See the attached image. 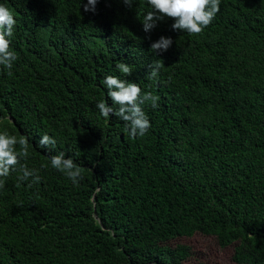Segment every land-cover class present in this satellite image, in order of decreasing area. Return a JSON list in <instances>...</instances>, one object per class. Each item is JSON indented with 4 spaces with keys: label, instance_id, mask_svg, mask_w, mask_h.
<instances>
[{
    "label": "trees",
    "instance_id": "16d2710c",
    "mask_svg": "<svg viewBox=\"0 0 264 264\" xmlns=\"http://www.w3.org/2000/svg\"><path fill=\"white\" fill-rule=\"evenodd\" d=\"M0 4L18 55L11 74L0 66V131L28 138L21 162L41 178L17 187L15 171L0 189V264H264V0H221L199 35L167 19L145 33L146 0H100L95 14L87 0ZM161 36L174 43L156 57ZM108 75L160 97L143 106L145 136L99 115ZM59 152L85 169L78 183L51 167Z\"/></svg>",
    "mask_w": 264,
    "mask_h": 264
},
{
    "label": "clouds",
    "instance_id": "9594fccd",
    "mask_svg": "<svg viewBox=\"0 0 264 264\" xmlns=\"http://www.w3.org/2000/svg\"><path fill=\"white\" fill-rule=\"evenodd\" d=\"M99 2L100 0H87V4H83L84 12L95 14ZM122 3L132 10L136 0H122ZM146 3L150 10L145 12L141 20L145 33H151L167 19L173 21L171 30L188 35H199L213 23L221 10V0H146ZM16 24L13 12L4 4H0V66L8 69L9 74L18 60L17 53L11 49L9 39L14 35ZM148 38L151 39L150 36ZM173 43L171 37L161 36L159 40L151 43L150 53L158 57L167 52ZM163 66V60H154L150 65L147 78L158 81ZM116 68L124 76L132 75V67L124 61H118ZM102 83L107 88V95L113 106L110 107L106 100L97 102L96 109L99 115L106 120L114 115L124 121V130L132 139L145 136L152 125L143 106L150 105L153 109L158 108L160 97L152 91L142 90L136 82L120 79L117 76L108 75ZM56 144L57 140L47 134L43 135L39 141V146L49 151L55 149ZM29 155L27 137L12 135L7 130L0 131V189L4 187L5 179L15 171L22 173L17 178V187L21 182L28 180H31L29 187L40 183L38 170L29 168L27 163L21 162L26 161ZM50 163L53 169L63 173L74 184L84 178L85 169L72 158L66 159L63 152L52 155ZM47 166L42 165V167Z\"/></svg>",
    "mask_w": 264,
    "mask_h": 264
},
{
    "label": "rangeland",
    "instance_id": "374dc122",
    "mask_svg": "<svg viewBox=\"0 0 264 264\" xmlns=\"http://www.w3.org/2000/svg\"><path fill=\"white\" fill-rule=\"evenodd\" d=\"M202 246L206 247V244H203ZM212 247H213V253L212 254H214L215 258L218 257L220 260H222V259L224 260V255L221 252H218L214 245H212ZM204 253H205V256H207V257L210 256V255L206 254V253H208L207 247L204 249Z\"/></svg>",
    "mask_w": 264,
    "mask_h": 264
}]
</instances>
